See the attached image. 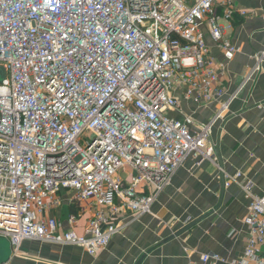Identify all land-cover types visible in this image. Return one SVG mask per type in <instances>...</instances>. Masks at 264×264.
Masks as SVG:
<instances>
[{"label":"built area","instance_id":"built-area-1","mask_svg":"<svg viewBox=\"0 0 264 264\" xmlns=\"http://www.w3.org/2000/svg\"><path fill=\"white\" fill-rule=\"evenodd\" d=\"M218 0H0V236L11 258L23 244L79 247L95 257L127 224L150 214L191 157L218 165L212 132L232 100L206 124L169 117L185 101H221L223 67L206 33L231 62L225 38L236 12ZM245 17L248 13L237 10ZM248 79L260 71L264 52ZM247 82V80H246ZM241 89V88H240ZM223 172L227 186L243 177ZM250 201L245 258L264 264V194L240 185ZM70 194L77 214L51 213ZM86 206L93 213L76 228ZM65 225L67 229L64 230ZM201 262H223L204 255Z\"/></svg>","mask_w":264,"mask_h":264},{"label":"crops","instance_id":"crops-1","mask_svg":"<svg viewBox=\"0 0 264 264\" xmlns=\"http://www.w3.org/2000/svg\"><path fill=\"white\" fill-rule=\"evenodd\" d=\"M225 1L236 9L232 30L226 29L225 21L220 22L225 38L238 48L235 58L226 61L218 44L206 33L211 54L224 70L225 94L221 101L197 105L185 101L179 92L181 111L169 112V117L183 120L191 116L196 124H206L239 92L224 119L215 125L211 139L224 173L243 174L239 184L228 187L217 165H199L191 157L176 172L150 214L138 219L125 214L116 219L115 223L127 224L126 228L99 255L91 257L79 247L25 241L22 248L26 258L13 260L14 264H204V255H218L223 262L217 264H234L245 258L250 232L244 220L250 201L240 185L251 181L256 194H264V61L259 64L260 71L248 79L258 65L256 56L264 52V0H218L220 16ZM237 10L248 14L242 17ZM71 199L70 194L64 195L62 207L51 213L65 224L78 212L70 205ZM82 207L78 234L84 233L93 215ZM261 258L264 260V247Z\"/></svg>","mask_w":264,"mask_h":264},{"label":"rangeland","instance_id":"rangeland-1","mask_svg":"<svg viewBox=\"0 0 264 264\" xmlns=\"http://www.w3.org/2000/svg\"><path fill=\"white\" fill-rule=\"evenodd\" d=\"M0 245L3 246L1 248V252L5 253L6 250H7L8 254H9V258H10V256L12 255V247H11L10 241L8 239L3 238V237L0 236Z\"/></svg>","mask_w":264,"mask_h":264},{"label":"water","instance_id":"water-1","mask_svg":"<svg viewBox=\"0 0 264 264\" xmlns=\"http://www.w3.org/2000/svg\"><path fill=\"white\" fill-rule=\"evenodd\" d=\"M5 78V71H4V69H2V68H0V82H2V80ZM3 246H1L0 245V263H3V262H5V261H7V259H8V257H9V254H8V252H7V250H6V252L5 253H2L1 252V248H2Z\"/></svg>","mask_w":264,"mask_h":264}]
</instances>
